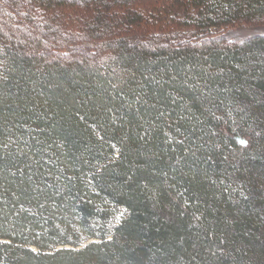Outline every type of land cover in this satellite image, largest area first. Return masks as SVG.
Masks as SVG:
<instances>
[{"label": "trees", "instance_id": "16d2710c", "mask_svg": "<svg viewBox=\"0 0 264 264\" xmlns=\"http://www.w3.org/2000/svg\"><path fill=\"white\" fill-rule=\"evenodd\" d=\"M261 21L0 0V264H264V34L228 36Z\"/></svg>", "mask_w": 264, "mask_h": 264}, {"label": "rangeland", "instance_id": "374dc122", "mask_svg": "<svg viewBox=\"0 0 264 264\" xmlns=\"http://www.w3.org/2000/svg\"><path fill=\"white\" fill-rule=\"evenodd\" d=\"M230 30V28H232ZM139 30H143L144 34H147L149 31L152 32L153 28L152 26H146L145 24H142L141 27L138 28ZM63 32L62 34H66L68 30H66V28H62ZM228 30H230V32L228 34L229 38H231V35L234 37H238V38H244V37H248V36H252L255 35L257 33H263L264 34V21L261 22H255L253 24H247V23H239L236 24L234 26H229ZM61 48V47H60ZM67 47H63L61 49V51H65ZM68 49V48H67ZM60 50V49H59ZM62 54H64L62 52ZM118 215L116 216V218L110 222L109 226L110 227H114L116 226L122 219V217L125 215L126 211L124 208L119 207L118 208ZM86 244V242H84V245Z\"/></svg>", "mask_w": 264, "mask_h": 264}]
</instances>
